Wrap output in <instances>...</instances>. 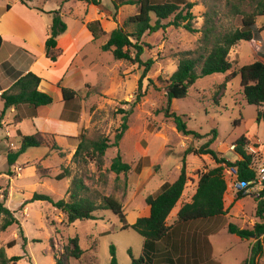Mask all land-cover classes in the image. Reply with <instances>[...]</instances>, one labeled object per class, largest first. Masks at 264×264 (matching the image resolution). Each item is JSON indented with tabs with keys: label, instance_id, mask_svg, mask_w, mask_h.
<instances>
[{
	"label": "rangeland",
	"instance_id": "374dc122",
	"mask_svg": "<svg viewBox=\"0 0 264 264\" xmlns=\"http://www.w3.org/2000/svg\"><path fill=\"white\" fill-rule=\"evenodd\" d=\"M62 1L34 0V3L40 8L63 6L61 17L69 31H76L75 28L80 25L79 19L94 20L97 17H100L105 31L98 39L87 44L88 60L82 73L89 78V82L86 89L79 94H85L90 117L82 134L90 140L106 138L110 146L99 166L94 160L81 155L74 161L75 145L68 148L65 140L58 143L60 148H54L55 142L48 138L51 148L47 145L27 147L17 157L15 164L10 166L6 155L19 147L21 135L12 137L8 131L17 130L18 127L25 132L32 130L27 120L16 121L14 115L6 109L2 117L0 116V200L5 199V205L14 211L16 222L0 232V246L5 247L7 257H21L18 261L7 264H53L55 256L60 255L63 243L70 237H77L83 253L80 259H72L71 264H109L110 245L115 248L118 264H130L132 258L137 259L143 254L144 238L134 229L122 228V225L132 223L137 211L141 210V214H145L146 210L141 208L139 201L135 210L126 208L123 217L109 209H102L94 213L96 219L77 220L65 225L62 212L51 202L32 200L31 196L36 192L50 195L53 200H67L73 187L72 180L77 177L88 188L86 193L81 194L96 203L102 202L103 195H113L122 203L127 202V175H116L109 170L110 161L119 150L122 159L128 163L143 161L144 158H156V162H163L162 166L160 163L153 164L151 177L140 187L138 192L144 198L155 193L164 182H172L177 178L184 150L189 146L193 149L200 147L208 139L207 135L212 129L216 130L217 137L210 147L227 160L238 159L237 152L229 150L228 145L235 143L242 135L248 138L247 144L257 145L261 153H264V122L256 121L259 107L246 102L238 75L228 81L224 88L221 84L226 74L201 76L188 88L185 97L174 98L170 102L165 91L167 79L176 69L180 53L198 46L205 13L214 12V21L219 29L224 30L239 26L240 17L234 13L232 4L240 5L245 10H249V6L247 2L239 3V0H188L194 2L191 9L193 31L187 30L183 24L173 25L172 16L164 19V30L159 29L143 35L141 42L144 44V51L140 56L141 62L133 63L115 59L110 50H102L100 43L106 42L111 30L137 12L136 5L124 4L116 8L113 0H100L97 5L83 0H67L63 4ZM41 17L45 20L51 19L48 14H41ZM257 23L264 24V17H258ZM127 30L130 28L127 27ZM263 54L264 31L261 32V40L252 44L239 42L230 49L228 56L233 69H236L255 59H262ZM149 59L152 62L146 66L145 62ZM90 63L98 65H93L91 69ZM138 87L141 99L127 115L128 128L118 147L113 146L123 111L131 107ZM1 108L0 104V113ZM173 114L181 115L188 129L204 137L194 138L179 133L173 122ZM135 143L145 147L142 156L134 147ZM162 150L165 157L160 153ZM38 163L48 168L52 176L64 168L68 169L70 175L62 180L42 178L36 169ZM212 163L213 160L207 154L185 155L186 174L192 185L198 174ZM17 167H21V170ZM256 198L258 196L235 197L230 207H236L230 209L228 214L183 221L180 224L212 226L214 262L238 264L246 254L245 243L249 244L250 241L242 240L245 243L241 244L235 242L237 237L227 231V225L234 223L241 228H251L257 220L254 214ZM177 207L178 204L172 214L170 213L168 223L174 222L173 213ZM11 239L15 240V244L6 247L5 244ZM168 250L170 251L169 248ZM174 262L172 256L165 258L161 255V259L152 264ZM258 262L264 264V253Z\"/></svg>",
	"mask_w": 264,
	"mask_h": 264
},
{
	"label": "trees",
	"instance_id": "16d2710c",
	"mask_svg": "<svg viewBox=\"0 0 264 264\" xmlns=\"http://www.w3.org/2000/svg\"><path fill=\"white\" fill-rule=\"evenodd\" d=\"M26 3L28 0H21ZM67 0H63L65 3ZM95 5L100 0H83ZM115 7L124 4H133L137 6V12L128 16L123 24L118 25L110 31L108 39L101 46L102 50H110L115 59L129 60L133 63L141 62L140 56L144 51V44L141 38L145 33L156 32L159 29H165L164 19L172 16V24L183 26L190 31L191 28V9L194 2L188 0H113ZM247 2L249 10H245L240 5L232 4L231 7L236 15H239V26L230 29H219L214 21L213 13H205V21L202 28V34L198 46L193 50L183 51L176 69L168 77L165 87L168 102L174 98H183L187 95L188 88L201 77L213 73L226 74L221 87L224 88L226 83L233 77L239 76L240 87L244 98L248 104L259 107L256 111V121L264 122V55L262 59H255L250 63L233 69V64L229 60V51L239 42H248L250 44L261 40V32L264 31V24L258 25L257 18L264 17V0H239V3ZM52 19L48 29V36L44 42V52L51 61H56L61 54L57 48V38L66 31L67 25L60 15V9L48 11ZM127 27L130 30H127ZM86 28L94 39H98L105 31L99 19L86 22ZM2 37L0 35V46ZM151 59L145 62L148 66ZM41 78L33 73H22L16 70L8 61L0 64V102L2 111L21 104L29 105L36 108L41 105H48L53 102V98L48 93L39 90L38 86ZM63 100L73 99L78 92L66 87H62ZM141 99L140 88L134 94L131 107L123 111L122 122L117 133L114 136L113 146L118 147L119 141L128 125L126 122L127 115L131 113L134 107ZM15 120H21L16 117ZM173 122L176 130L184 136L191 135L194 138H203L195 131L187 128L186 122L181 115L173 114ZM208 139L197 149L187 147L181 159L180 171L177 178L172 182H164L160 188L153 194L147 195L144 200L149 207L147 216L138 217L133 223H124L122 228H132L144 238L142 255L137 259L132 258L130 264H152L162 257H170L171 252L168 250L164 240L168 236L170 225L167 222L169 214L177 204L185 182L186 165L185 155L193 153L196 155L207 154L213 160V163L202 172L197 181L196 191L190 202L183 203L177 211L175 222H185L194 219H201L213 216L223 215L227 212L224 207V192L226 183L221 176V163L237 167L239 178L250 179L253 171L249 168L250 155H248L244 146L248 143V138L244 135L235 140V150L241 155V159L230 161L225 159L221 154L212 149L210 146L217 137L215 129H212ZM50 135L34 132L32 134L22 135L19 147L15 151H9L6 155L7 162L10 166L15 164L17 157L27 147H39L48 144ZM79 142L73 154V160L77 161L78 156L92 159L99 166L103 162V156L106 149L110 146L108 139H86L81 133L77 137ZM54 148H58L54 145ZM42 178L51 177L48 168L42 167L39 163L36 166ZM109 170L119 175L122 173L126 176L130 170V164L122 159L117 150L116 155L111 159ZM70 174L67 168L60 169L53 178L56 180L68 177ZM72 188L69 192V199L63 198L53 200L50 195L34 192L32 200H46L60 210L64 216L63 223L70 225L77 220L96 219L94 213L98 210L109 209L114 214L123 217V203L116 196L103 195L102 202L96 203L88 196L81 193L87 191V187L81 179L74 177ZM86 193V192H85ZM255 217L257 220L251 228H241L234 223L227 225V231L238 236L241 240H248L249 255L242 264H260L258 259L264 251V189L260 191L258 198L255 199ZM23 207V206H22ZM16 222L14 211L5 205V199L0 200V232ZM15 240H9L5 246L11 247ZM83 251L80 249L77 237H70L63 243L59 256H55L53 264H71L72 259H80ZM111 258L109 264H118L115 258V248L110 245ZM21 257H7L5 247L0 246V264H7L11 261H18Z\"/></svg>",
	"mask_w": 264,
	"mask_h": 264
},
{
	"label": "crops",
	"instance_id": "0c3cea01",
	"mask_svg": "<svg viewBox=\"0 0 264 264\" xmlns=\"http://www.w3.org/2000/svg\"><path fill=\"white\" fill-rule=\"evenodd\" d=\"M55 9H60L61 15L63 6H57L56 8L44 6L40 8L34 3V0H28L26 3L21 0H0V35L2 37L0 64L8 61L16 70L22 73L33 72L37 74L41 78L38 86L39 90L48 93L53 98L51 104L36 108L26 104L8 108L14 115V119L20 117L21 120H27L32 130H29L31 132H25L21 127H18L17 130L8 131V134L13 137L40 132L50 135L51 140L55 142L58 148H60L58 143L65 140L68 148H71L74 145L77 146L76 137L88 126L90 119L88 101L85 94L79 93L86 89L89 82V78L84 77L82 73L83 66L88 60L86 59L88 58L86 47L89 42L96 39L92 37L86 28V22L91 20L79 19L80 25L75 28L76 31H69L67 27L66 31L58 36L56 45L61 54L56 61H51L45 55L44 42L48 36L52 19V15L47 12ZM41 14L51 15V19L45 20L41 17ZM96 19H100V17ZM104 43L102 42L100 45L102 46ZM93 65L98 64L94 63ZM93 65H91V69L94 67ZM62 87L75 90L78 95L73 99L63 100ZM0 104L3 108L1 102ZM134 147L141 156L144 154L145 147L139 143H135ZM160 153L162 156H166L163 150ZM155 159L148 160L144 158L143 161L129 163L130 170L127 174L128 199L127 202L123 203L124 211L126 208L135 210L138 207L137 201L140 202L141 208L146 210L144 215L141 214V210L137 211L135 220L142 215L147 216L149 214V207L144 200L145 197L141 198L138 191L151 177L153 164L160 163L162 166L163 162H156ZM56 174L50 176L54 177ZM197 181L198 179L193 182L190 191L183 190L177 202L178 207L173 213L175 220L180 206L191 201L196 191ZM242 195L255 196L250 192ZM234 200L235 198L230 191L225 190L224 207L227 210L225 214L236 207H230ZM147 207L148 209H146ZM175 220L173 223H168L170 229L167 238L164 240L167 248L170 249L173 261H175L172 264H216L211 240L214 235V232L211 231L212 226L205 224L184 225L175 222ZM236 237L235 242L245 243L238 236ZM245 245L247 248L246 254L238 264H242V261L249 255V244L245 243Z\"/></svg>",
	"mask_w": 264,
	"mask_h": 264
},
{
	"label": "built area",
	"instance_id": "2783aa9c",
	"mask_svg": "<svg viewBox=\"0 0 264 264\" xmlns=\"http://www.w3.org/2000/svg\"><path fill=\"white\" fill-rule=\"evenodd\" d=\"M228 149L231 151H236L235 143H230L228 145ZM244 150L248 155H250L249 168L253 171L252 178L241 179L239 178L237 167L221 163V176L226 183V190L228 189L234 198L249 192L253 193L255 196H259L260 191L264 189V153H261L260 148L254 144L245 145ZM237 154L238 159H241V155L239 153ZM17 169L21 170V167H17ZM204 171L205 170H202L200 174ZM200 174H198L196 177L197 179ZM191 188L192 181L187 177L183 190H186L187 192L190 191Z\"/></svg>",
	"mask_w": 264,
	"mask_h": 264
}]
</instances>
